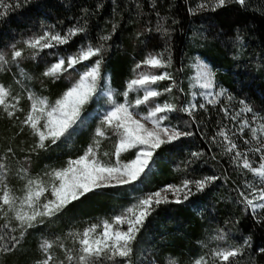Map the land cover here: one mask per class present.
<instances>
[{
  "label": "trees",
  "instance_id": "trees-1",
  "mask_svg": "<svg viewBox=\"0 0 264 264\" xmlns=\"http://www.w3.org/2000/svg\"><path fill=\"white\" fill-rule=\"evenodd\" d=\"M197 3L198 0H29L0 19V52L7 54L11 61L12 45L25 50V58L19 65L9 63L0 71V83L9 87L13 95L22 97L20 107L24 109V112H17L16 117L11 118L0 109V159L8 165L7 183L19 195L24 185L18 175L21 168H27L32 177L43 175L81 156L93 143L102 117L47 150H33L36 138L27 127L21 131L20 122L30 107L28 91L47 97L50 103H54L79 78L78 73L84 66H90L96 59L93 57L77 65L75 72L70 70V74L65 73L59 79L44 76L45 70L59 57L76 54L81 47L89 44L98 46L104 43L103 79L100 83L109 79L120 100L124 97L122 93L127 83L139 71L148 70H136V64L149 53L165 52L171 58V65L151 71L157 74L168 71L175 78L176 86L171 93L159 97L158 102L169 101L178 106L187 102L206 104L202 96L192 101L187 86L191 61L199 57L213 68L217 88L225 89L233 99L229 101L221 97V103L206 104L205 108H198L193 116L183 112L170 114L169 120L164 123L191 131L193 135L163 145L156 151L151 171L142 182L135 183L140 186L135 195L137 197L128 202L123 210L139 198L166 185H178L186 178L219 176L221 179L182 204L173 202L157 208L138 235L140 238L134 244L133 261L134 264H168L169 259H175L177 264H194L196 259L205 256L209 264H213L215 258L211 257V252L214 249L240 246L248 239L250 243L244 247L243 254L235 258L238 264H264V254L259 251L264 248V210L258 209L255 213L246 210L238 202L237 191L244 188L245 181L258 183V178L232 163L231 157L224 154L219 138L217 142L211 139L221 128L235 131L234 125L238 123L225 116L222 108L234 113L242 107L240 101H244L254 113L264 117V0H248L246 8L229 4L215 12L192 14L190 9L196 8ZM163 18H166L164 26L169 29V36L156 31L158 24L164 22ZM84 21L87 22V31L74 37L69 44L45 49L35 59L28 58L32 50L27 49L24 43L27 39L49 29L63 34L68 28L82 25ZM113 24L117 25L115 32ZM149 28L152 31H146ZM108 34H111L110 40L106 43L100 40ZM169 84V81H161L154 87L163 90ZM88 106L94 108L96 102L92 101ZM149 106L141 105V113L146 115ZM251 115L247 114L250 120ZM83 128L79 126L77 129ZM245 138H250L247 130L243 136L238 134L234 137L241 150L247 147L243 143ZM117 143L118 138L109 130V138L102 140L99 150L100 153H109V156L101 158L114 163L112 153ZM200 151L204 155L199 159L191 155ZM135 155L136 149L123 152L120 161L128 163ZM250 159L258 161L259 155L250 154ZM116 195V188L110 187L100 194L94 192L74 202L52 222L46 221L29 229L13 251L0 252V264H38L40 244L45 239L59 238L66 247L76 249L78 245L68 234L83 231L91 224H100L103 217L111 222L114 216L109 204ZM221 229L226 239H213ZM52 254L57 260L64 259V250L58 245ZM104 264L111 262L105 260Z\"/></svg>",
  "mask_w": 264,
  "mask_h": 264
},
{
  "label": "snow or ice",
  "instance_id": "snow-or-ice-1",
  "mask_svg": "<svg viewBox=\"0 0 264 264\" xmlns=\"http://www.w3.org/2000/svg\"><path fill=\"white\" fill-rule=\"evenodd\" d=\"M28 2L29 0H0V19ZM229 4H238L246 8L248 0H198L196 8L190 9V12L192 14L215 12ZM163 20L164 22L158 24L156 31L163 36H169L170 31L164 26L166 18ZM116 27L117 25L113 24V32ZM86 31V21L82 25H73L63 34L59 31L45 30L41 35L33 36L24 42L27 49L32 50L28 58L35 59L45 49L67 45L74 37ZM146 31L150 32L152 29L149 28ZM110 39L111 34L100 37V40L105 43ZM24 51L23 48L12 45L11 61L7 58V54L0 52V71H3L4 66L9 63L19 65L25 58ZM104 51V43L98 46L89 44L81 47L76 54L66 58L59 57L45 70L44 76L59 79L65 73L70 74V70L75 72L77 65H82L83 62L96 57L90 66H86L83 72L78 73L79 78L54 103H50L47 97L37 96L31 91L27 92L30 107L20 123L21 131L27 127L36 138L33 150H47L57 142L70 138L82 124L81 112L84 106L99 91H103L100 88V81L103 79L101 66ZM170 65L171 58L166 56L165 52L149 53L137 63L136 70L142 68L148 70L139 71L127 83L122 95L125 98L130 92H142V95H137L134 101L126 99L124 103H116L111 100L113 93L110 90L107 91L112 107L103 114L93 143L84 154L68 160L63 167L51 169L36 177L30 176L27 168H21L18 173L24 181L21 194L18 195L7 183L8 165L0 159V221H2L0 252L13 251L20 245L29 229L45 224L46 221L52 222L54 218L63 214L69 205L86 198L89 194L105 188L142 182L151 171V163L158 149L163 145L179 141L182 137L193 135L191 131H183L177 126H165L163 122L169 120L171 113L183 112L193 116L198 108H205L206 104L221 103V97L229 101L233 99L225 89L212 91L216 88L215 73L208 65L200 64L197 65L198 83L200 88L208 90L201 93L206 104L198 105L190 102L187 105L178 106L169 101L158 102V98L164 93L172 92L176 81L166 70L157 74L151 69H166ZM161 81H169L170 84L163 90L154 87ZM21 98L20 95H13L9 87L0 83V109L8 117H16L17 112H24V109L20 107ZM240 104L242 107L234 113H230L228 108H222L225 116L238 122L234 125L235 131L224 127L211 139L217 142L219 138L224 154L231 157L232 163L242 171L246 170L258 178V183L245 181L244 188L237 189L238 202L244 205L246 210L250 209L255 213L258 209L264 210V117L254 113L253 108L246 102L240 101ZM141 105H150L146 115L135 111ZM247 114H252L251 120ZM137 116L140 118L138 119ZM145 122H150L152 126L148 127ZM109 130L118 138L115 151L112 153L115 156L114 163L101 158L108 157L109 153L99 151L102 140L109 138ZM245 130L250 133V138L243 140L247 147L241 150L234 137L238 134L243 136ZM131 149H136L135 158L128 163H121V153ZM8 152L11 153L12 149L9 148ZM250 154H258L259 160L253 161L250 159ZM191 155L199 159L204 153L200 151ZM219 179H221L219 176L186 178L178 185L169 184L154 193L147 194L123 210L120 215L113 217L111 222L104 220L100 224H91L83 231L70 232L68 235L78 245L76 249L66 247L59 238L45 239L40 244L44 258L38 264H104L105 260L111 264H134V244L152 213L162 204L173 202L182 204L188 201L190 197L204 192ZM213 239L224 240L226 234L221 229ZM249 243L250 241L246 239L240 246L214 249L211 252V257L215 258L213 264H238L235 258L243 254L244 247ZM57 245L64 250L63 260H57L52 254ZM259 251L264 254V248ZM168 264H177V261L169 259ZM194 264H209V259L201 256L194 261Z\"/></svg>",
  "mask_w": 264,
  "mask_h": 264
},
{
  "label": "rangeland",
  "instance_id": "rangeland-1",
  "mask_svg": "<svg viewBox=\"0 0 264 264\" xmlns=\"http://www.w3.org/2000/svg\"><path fill=\"white\" fill-rule=\"evenodd\" d=\"M200 64L208 65L210 67L211 71L214 72L210 63L207 62L206 60H203V59H200L199 57H196L191 61L190 69H189V72L187 75V86H188V88L192 94V98H193L192 101L199 96L204 97L203 95H201V93L208 91L207 89H202L199 87V83H198L199 69H198L197 65H200ZM86 66H89V65H85L82 72L85 70ZM215 84H216V82H215ZM100 88L103 89V91H99L98 94L90 101V102H92V101L96 102V107L90 108L88 106L90 103L89 102L88 104H86L84 106V108L81 112V117H82L83 122H82V124H80V127L84 126V128L79 129V130L76 129L72 135H75L78 131H82V130L88 128L89 127L88 125H90L93 122V120L97 119L98 117H103V114L105 112H107L108 110H110V108L112 107V103L110 101V98L106 94L107 91L110 90L113 93L111 100H114L116 103H124L126 99L129 101H134V99L136 98L137 95H142V92L141 93L130 92L127 98L123 97L122 99L118 100L117 99L118 93H116V90H114V88H112L109 79H106L105 83H100ZM218 90L219 89L217 88V86H216V88L212 89L213 92L218 91ZM193 93H196V95H193ZM188 103H190V102H187L185 105H187ZM141 110L142 109L139 107L135 111L137 113H140L141 115H145V114L141 113ZM137 118L139 119L140 116H137ZM145 123L147 124L148 127L152 126L150 124V122H145ZM163 124L165 126H171V125L166 124L164 122H163ZM64 140H68V138H66ZM113 183H114V181H113ZM139 187H140L139 184L124 185V186H116L115 187L118 196L116 195L115 197H113L114 200L112 201L111 204H109L111 212H113L112 215L114 217L117 215H120V211L123 210L124 207H127L128 202H132V200H134L137 197L135 195H137V192H138L137 189ZM101 191L102 190L97 191L96 193L100 194ZM125 197H127L128 199H123ZM169 198L170 199L172 198L171 194H169ZM128 200H130V201H128ZM103 219L108 220L104 217H103ZM139 238L140 237H137L136 242H139ZM40 252H41V256H40V261H41L44 258V254L41 251V249H40ZM62 260H63V258H62Z\"/></svg>",
  "mask_w": 264,
  "mask_h": 264
}]
</instances>
